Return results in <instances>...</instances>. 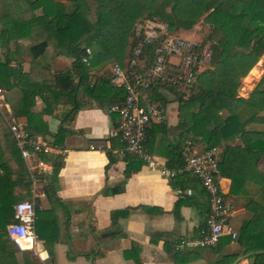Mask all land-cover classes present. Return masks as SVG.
I'll return each mask as SVG.
<instances>
[{"label": "trees", "instance_id": "16d2710c", "mask_svg": "<svg viewBox=\"0 0 264 264\" xmlns=\"http://www.w3.org/2000/svg\"><path fill=\"white\" fill-rule=\"evenodd\" d=\"M70 7L54 3L50 0H34L32 10L41 9V16L37 22L47 32L46 37L33 47L64 46V54L74 59L73 72L79 77V87L87 96L95 101L100 108L112 104H120L124 92L112 86L109 78L101 76L90 77L89 73L107 63L124 65L132 51L140 46V58L151 61L154 44H143L133 34V29L139 19H157L168 27L170 31L191 30L194 25L204 18V23L210 27V34L206 38L209 43V68L197 75L194 87L188 96L177 94L173 88L165 85H155L150 91H140L141 105L147 107L146 102L153 104L160 101L165 103L160 90H170L175 93L180 109V122L175 128L180 141L168 155L166 167L170 170L182 166L181 150L183 143L190 139L202 144V151H208L221 146L223 141L239 138L240 146L226 147L218 162V171L221 177L230 179V193L239 194L246 183L260 186L256 200L250 201L248 210L251 218L238 231L236 242L242 249L239 254H221L218 258L205 264H264V174L258 171V164L264 157V132L247 130L249 125H264V73L252 89L247 98L238 96L243 79L264 54V0H69ZM93 8V12H92ZM131 40V41H130ZM129 45V46H128ZM129 49L127 50V48ZM86 49H90L92 56L89 66L81 62V56ZM41 51V52H42ZM62 80H70V75H64ZM74 94V90H66ZM30 93L24 92L23 98ZM144 98V99H143ZM77 107H73L64 120L72 121ZM221 112L227 115L222 117ZM117 117L114 113H109ZM0 122L2 119L0 117ZM150 125L146 131L147 139L143 145L144 152L150 140L155 135V128ZM26 132L35 137V134H45L44 126L40 130ZM65 131L60 125L55 134L54 148H59ZM110 141L109 148L94 147L105 152L108 159L106 170L118 161V154L124 145L120 141ZM181 143V144H180ZM58 144V145H57ZM150 155V154H149ZM238 156L241 159H233ZM41 159L51 166V181L43 186V193L47 199H56V183L58 171L62 167V156L41 155ZM122 159L127 161L123 173L124 180L110 190H104L103 195L119 194L124 191L125 181L131 171H137L143 164L139 159L123 153ZM0 264H18L15 249L10 246L6 226L14 223V206L21 201L32 197V179L21 158L19 149L8 128L2 123L0 127ZM199 183L197 179L187 173L177 174L170 186L174 190L186 191L181 182ZM180 195L174 204L172 214L176 223L179 221V210L193 198ZM38 222L36 234L44 240L45 249L53 256V242L44 236L45 228L50 229L52 219H43L39 210L38 199H34ZM136 212L152 214L153 209L144 206L126 208L113 211L110 214L111 225L100 237L102 239H116L125 237V233L117 223L118 218H128ZM160 213H163L162 211ZM42 218V219H41ZM171 233H154L150 241L158 238H168ZM228 237L222 238L214 247L218 251L231 243ZM163 250L165 260L176 264L189 261L186 254L176 248V244L165 241ZM141 248L132 243L131 248L124 252V258L132 260L133 264H142L139 257ZM194 252H188V255ZM244 255V258L237 259Z\"/></svg>", "mask_w": 264, "mask_h": 264}, {"label": "crops", "instance_id": "0c3cea01", "mask_svg": "<svg viewBox=\"0 0 264 264\" xmlns=\"http://www.w3.org/2000/svg\"><path fill=\"white\" fill-rule=\"evenodd\" d=\"M32 1L0 0V89L5 94L11 119L22 122L29 130H40L44 126L45 134L37 133L35 137L54 144V136L60 125L65 131L58 148L63 155L53 154L62 156L63 162L55 186L58 201L50 202L43 193V187L32 196L33 201L38 199L42 218L53 220L50 229L45 228L43 234L48 236L49 242L54 243L51 248L53 256L46 251L44 240L38 237L47 255L46 263L133 264L132 260L124 258V252L131 248L132 243H136L141 248L139 257L142 264H176L165 260L163 244L167 241L176 244L177 248L182 240L198 236L208 214L206 194L197 182H181L186 190L191 191L193 198L180 208L179 221L176 223L172 209L180 198L178 190L172 189L158 171L144 164L137 171H131L122 193L102 194L124 180L123 173L127 166L121 150L118 161L106 170L108 159L105 152L94 148H109V140L120 142L117 134L118 117L111 116L107 111L115 103L100 108L87 96L79 87L78 75L73 72L74 59L64 54V46H46L44 51L42 48L33 49L36 47L34 45L43 41L47 31L42 23L37 22L41 9L32 10ZM50 1L59 3L58 0ZM112 64L93 69L89 73L90 77L109 78ZM64 75H70V80H62ZM254 87L253 84L242 86L238 96L247 98ZM68 89L74 90V94H69L66 91ZM24 92L30 93L27 98H23ZM159 95L164 99V104L160 101L153 104L146 102V108L151 112L150 125L158 126L147 151L166 166L167 156L172 154L173 147L180 141L175 129L180 122V109L174 92L160 90ZM74 106H78V110L73 120L63 121ZM221 115L225 117L227 114L222 112ZM246 129L264 132V125H249ZM197 144L202 151L204 146ZM240 145L239 138L223 141L220 147L215 148L218 160L226 147ZM232 158L241 159L238 156ZM263 165L264 157L258 164V171L262 174ZM49 168L47 183L51 181L50 165ZM219 182L231 203V226L238 234L239 228L252 216L248 206L250 201L257 199L256 193L260 186L249 182L239 194L233 195L230 193V179L219 175ZM138 206L152 208L153 212L150 215L136 212L128 218H118L117 223L125 237L113 240L100 237L111 225V212ZM171 232L173 234L168 238L150 241L154 233ZM8 249L11 251L10 244ZM178 251L189 258L183 264H205L221 254L241 255L242 249L237 243L231 242L221 252L217 248H183ZM188 252L194 253L188 255ZM14 253L18 264L35 262L27 251L15 250ZM243 258L244 255L240 256L236 262Z\"/></svg>", "mask_w": 264, "mask_h": 264}, {"label": "built area", "instance_id": "2783aa9c", "mask_svg": "<svg viewBox=\"0 0 264 264\" xmlns=\"http://www.w3.org/2000/svg\"><path fill=\"white\" fill-rule=\"evenodd\" d=\"M134 36L143 44H154L151 61L141 59V47H136L124 65L113 63L109 67V82L124 92L120 104L108 108V113L118 117L117 134L124 148L122 153L135 157L148 168L156 170L168 182L177 174L187 173L197 179L208 201V214L198 236L191 240H182L177 247L210 248L222 238L228 237L234 242L237 233L231 226L233 210L225 197L218 171V156L215 148L201 151L193 140H186L181 150L182 166L175 170L168 169L157 159L144 152L146 131L151 124V112L140 103V91H150L155 85H165L175 92H189L196 83L201 67L209 64L210 54L202 46L186 44L181 38L170 34V30L157 19H144L137 24ZM92 53L86 49L81 62L89 66ZM10 110L5 94L0 89V117L7 125L16 142L21 158L26 164L33 181V173L49 172V165L41 155L62 154L46 141L32 137L26 132V126L9 117ZM2 172L0 166V173ZM178 194L189 196L190 190L178 191ZM14 223L6 226L10 246L23 252L27 251L35 261L34 264H47V255L36 234L38 216L34 202L21 201L14 206Z\"/></svg>", "mask_w": 264, "mask_h": 264}, {"label": "rangeland", "instance_id": "374dc122", "mask_svg": "<svg viewBox=\"0 0 264 264\" xmlns=\"http://www.w3.org/2000/svg\"><path fill=\"white\" fill-rule=\"evenodd\" d=\"M58 2H59L58 4L64 5L67 9L71 5L69 0H58ZM92 12H93V8H92ZM142 20H144V19H139L136 22L134 29L137 26V24L139 22H141ZM203 20H204V18H201L194 25V27L189 31H184V30L170 31V34L175 36V37L181 38L186 44H192L193 46H202V47L208 49V51H209V43L206 42V38L210 34V27L207 24H205ZM134 29H133V32H134ZM128 49H129V47L127 48V50ZM209 54H210V51H209ZM127 60L128 59H126L124 61V64L126 63ZM253 67H255L254 72H252L251 74H247L245 76V77H247L246 79H245V77L243 78L244 80L241 79V87L247 86V85H252V84L256 86V84L259 82V80L261 79V77L264 73V54ZM208 68H209V64L202 66L201 71L208 69ZM250 72L251 71H249V73ZM176 93L179 94L178 92H176ZM188 94H189V92L184 93V96H188ZM175 97H176V95H175ZM2 123L0 122V127L2 126ZM263 168H264V165H263ZM47 175H48L47 173H42V174H38L37 172L33 173L32 196H33V194H35V193L37 194L39 191L42 190V187L47 183V179H48ZM26 201L34 202L32 200V197L27 199ZM234 243H237L236 240L234 241Z\"/></svg>", "mask_w": 264, "mask_h": 264}]
</instances>
